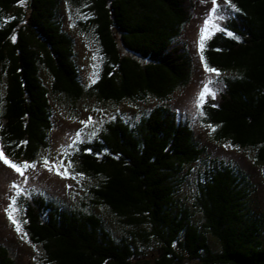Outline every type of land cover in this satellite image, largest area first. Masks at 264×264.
<instances>
[{
    "label": "trees",
    "instance_id": "trees-1",
    "mask_svg": "<svg viewBox=\"0 0 264 264\" xmlns=\"http://www.w3.org/2000/svg\"><path fill=\"white\" fill-rule=\"evenodd\" d=\"M61 1L23 0V8L21 0H0L4 155L22 166L49 146L51 95L70 102L93 96L104 104H157L104 122L79 145L71 159L89 180L81 206L41 194L18 197L25 232L45 261L264 264V212L249 202L254 184L232 161L208 155L194 124L168 104L190 83L194 68L180 34L196 3L212 0H71L88 4L103 54L100 76L88 88L58 19ZM222 1L213 15L220 28L202 52L223 88L215 99L205 93L198 120L211 129L213 141L252 151L264 170V0ZM100 208L122 225L119 238L105 226ZM0 264H15L4 246Z\"/></svg>",
    "mask_w": 264,
    "mask_h": 264
},
{
    "label": "rangeland",
    "instance_id": "rangeland-1",
    "mask_svg": "<svg viewBox=\"0 0 264 264\" xmlns=\"http://www.w3.org/2000/svg\"><path fill=\"white\" fill-rule=\"evenodd\" d=\"M223 5L222 0H216L215 4L212 1H202L197 2L192 9V17L180 34V40L192 55V78L189 84L178 88L172 94L168 104L194 124L197 135L200 134L202 141L208 146V155L232 161L249 176L255 186L249 197L251 208L255 212H264V170L254 163L252 151L213 141L211 129L198 120L199 107L202 104L200 95L205 87L210 90L209 93L223 88L222 82L217 80L220 76L206 70L202 52L207 40L220 28V25L216 24L217 16L213 15H216L219 12L217 9ZM21 6L24 8L26 5L21 2ZM213 8H216V13H213ZM89 14L88 4L81 6L71 0H62L59 6L58 19L62 29L72 38L81 83L86 88L97 81L103 63L101 48L89 25ZM42 76L47 86H50L51 80L45 73H42ZM50 100L53 128L49 133V146L30 164L35 167L25 169V175L21 176L0 159V246L7 248L15 264H51L45 261L41 248L33 244L28 235L23 236L26 232L22 219L23 209L18 197L41 194L64 206H81V203L86 201L84 196L89 180L76 172L71 159V156L78 152L79 145L95 137L97 129L104 122L117 117L129 119L137 116L141 110L150 109L157 104L153 99L146 102L104 104L93 96L70 102L61 96L51 95ZM189 192L188 187L183 191L187 197ZM189 201L187 200L188 203ZM99 212L111 234L119 238L124 229L117 218L112 217L104 208H100ZM9 213L15 218L22 232L16 230V225L9 219ZM197 214L196 218L201 220L200 212Z\"/></svg>",
    "mask_w": 264,
    "mask_h": 264
},
{
    "label": "snow or ice",
    "instance_id": "snow-or-ice-1",
    "mask_svg": "<svg viewBox=\"0 0 264 264\" xmlns=\"http://www.w3.org/2000/svg\"><path fill=\"white\" fill-rule=\"evenodd\" d=\"M21 2H23V0H21ZM212 2L215 4L216 3V0H212ZM232 8H235L234 5H231ZM236 11H239V9H235ZM213 13L216 12V8H213L212 9ZM205 31H207V29H205ZM229 36H232L233 34L228 32L227 33ZM206 38V37H205ZM15 39V37H13V40ZM201 45L203 46V40L201 42ZM205 68L207 71L209 72H212V73H216L217 75H219V73L217 72V70L215 68H211L207 65V63H205ZM95 82V81H93ZM210 90L205 87L204 89V92L201 93L200 95V100L201 102L203 101V98H204V95L205 93H209ZM211 96L213 99H215V93L214 92H211ZM213 131H215V129H213ZM0 159L3 160V163H5L6 165H8L9 167L13 168L16 172H18L21 176H24L25 175V169H28V168H33L35 167V165H30V164H27V163H24L22 166L19 165V164H16V163H13L11 160H9L3 153L2 150H0ZM45 163H47V161H45ZM9 219L12 220V223L14 225H16V230L18 232H22V229L21 227L19 226V224H17V221L15 220V218L11 215V213H9ZM27 234L24 233L23 236H26Z\"/></svg>",
    "mask_w": 264,
    "mask_h": 264
}]
</instances>
